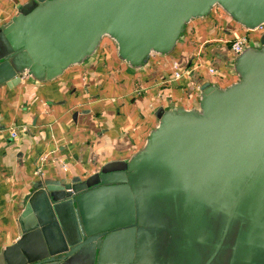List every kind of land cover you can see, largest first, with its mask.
<instances>
[{
  "label": "water",
  "instance_id": "1",
  "mask_svg": "<svg viewBox=\"0 0 264 264\" xmlns=\"http://www.w3.org/2000/svg\"><path fill=\"white\" fill-rule=\"evenodd\" d=\"M214 6L264 24V0H30L0 25V84L54 79L104 36L140 66ZM234 70L201 85L197 109L159 108L128 162L33 184L0 264H264V34Z\"/></svg>",
  "mask_w": 264,
  "mask_h": 264
},
{
  "label": "crops",
  "instance_id": "2",
  "mask_svg": "<svg viewBox=\"0 0 264 264\" xmlns=\"http://www.w3.org/2000/svg\"><path fill=\"white\" fill-rule=\"evenodd\" d=\"M29 1L0 0V25ZM243 36L247 47L259 44V33L214 6L185 24L170 52L140 66L121 59L104 36L91 56L54 79L24 75L14 87L0 84V250L21 235L18 218L33 184L84 180L128 162L157 125L159 108L197 109L205 82L237 81L229 42Z\"/></svg>",
  "mask_w": 264,
  "mask_h": 264
},
{
  "label": "built area",
  "instance_id": "3",
  "mask_svg": "<svg viewBox=\"0 0 264 264\" xmlns=\"http://www.w3.org/2000/svg\"><path fill=\"white\" fill-rule=\"evenodd\" d=\"M253 31H256L261 36L262 34H264V24L259 25L257 28L253 29ZM248 39L249 38L247 36H243V37H238V38L231 40L229 42V48L231 52L234 55H238L246 47L248 43ZM209 72L214 73V69L210 68ZM179 75H180V72L176 71L175 76L178 77ZM12 136H15L14 132L12 133Z\"/></svg>",
  "mask_w": 264,
  "mask_h": 264
}]
</instances>
